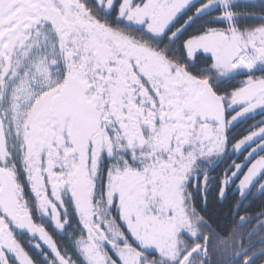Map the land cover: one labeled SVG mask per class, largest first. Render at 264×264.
I'll return each instance as SVG.
<instances>
[{
    "label": "snow or ice",
    "instance_id": "6c2138e0",
    "mask_svg": "<svg viewBox=\"0 0 264 264\" xmlns=\"http://www.w3.org/2000/svg\"><path fill=\"white\" fill-rule=\"evenodd\" d=\"M249 114L264 0H0V264H264Z\"/></svg>",
    "mask_w": 264,
    "mask_h": 264
},
{
    "label": "flooded vegetation",
    "instance_id": "af4514ba",
    "mask_svg": "<svg viewBox=\"0 0 264 264\" xmlns=\"http://www.w3.org/2000/svg\"><path fill=\"white\" fill-rule=\"evenodd\" d=\"M250 23H254V24H259V21H254V22H250ZM257 75H259V73H257ZM259 110H257L258 112ZM234 114V113H233ZM250 116H252V118H249V119H245V120H242L239 124H237L234 128L231 129V132L229 133L230 136H233L235 139H240L242 138L243 135H246L247 134V129L255 124L257 121L261 120V119H264V115H260V114H249ZM233 158H235V156H233ZM240 159H243V157L241 156ZM230 162V161H229ZM225 163L224 162H220V164L213 170L211 171L210 175L211 176H216L217 174L221 173L223 168L225 167ZM246 170V169H245ZM217 196V202L218 204L222 205L224 203L223 202H220L219 199H218V190H215L213 192L210 193L209 197L210 196ZM228 200H229V203L230 204H233L234 203V196L232 195L231 192H229L228 194ZM258 199H261V198H257L255 199L254 201L251 202L250 204V207L248 208V213L249 214H252L254 215L258 210H255V209H252V205L253 203H255ZM243 207V206H242ZM39 222V221H37ZM256 220H252L250 224L247 225V229L248 230H251L253 228V226L256 225ZM49 231L52 233L54 239L58 242V243H61V244H66L67 243V239L65 238L64 235L60 234L58 231H53L52 229H49ZM260 235H264V233H260L259 235H256L253 237V242L254 243H257L258 245V241H259V238H260Z\"/></svg>",
    "mask_w": 264,
    "mask_h": 264
},
{
    "label": "trees",
    "instance_id": "16d2710c",
    "mask_svg": "<svg viewBox=\"0 0 264 264\" xmlns=\"http://www.w3.org/2000/svg\"><path fill=\"white\" fill-rule=\"evenodd\" d=\"M258 2V0H257ZM229 198H227L222 205L218 204L217 202V196H210L209 197V207H208V213L209 215H213L215 217V213L220 212L221 215L224 212H227L229 207L232 205L229 203ZM264 207V199H258L255 203L252 205V209L258 210L259 208ZM218 219V218H217Z\"/></svg>",
    "mask_w": 264,
    "mask_h": 264
}]
</instances>
